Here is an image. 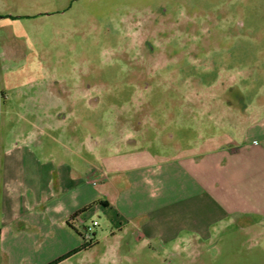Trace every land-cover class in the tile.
Segmentation results:
<instances>
[{
    "label": "rangeland",
    "instance_id": "obj_1",
    "mask_svg": "<svg viewBox=\"0 0 264 264\" xmlns=\"http://www.w3.org/2000/svg\"><path fill=\"white\" fill-rule=\"evenodd\" d=\"M260 106L264 0H0V159L19 175L78 180L241 142L230 113ZM243 159L231 182L264 210V172ZM82 217L98 243L62 264H264L262 213L192 241L135 238L110 206Z\"/></svg>",
    "mask_w": 264,
    "mask_h": 264
},
{
    "label": "crops",
    "instance_id": "obj_2",
    "mask_svg": "<svg viewBox=\"0 0 264 264\" xmlns=\"http://www.w3.org/2000/svg\"><path fill=\"white\" fill-rule=\"evenodd\" d=\"M256 109L230 113L239 118L235 130L243 135L241 142L218 147L197 141L189 154L181 151L148 165L120 160L78 180L69 173L19 175L14 168L19 159L5 150L0 159V264H52L67 256L57 263L62 264L81 252L82 243L67 221L90 205L94 211L114 208L125 220L121 229H134L135 238L172 241L208 239L225 222L264 214L259 200L250 201L251 194L231 182L244 165L235 164L239 159L264 172V113L261 106ZM83 214L73 221L76 227L86 226Z\"/></svg>",
    "mask_w": 264,
    "mask_h": 264
},
{
    "label": "trees",
    "instance_id": "obj_3",
    "mask_svg": "<svg viewBox=\"0 0 264 264\" xmlns=\"http://www.w3.org/2000/svg\"><path fill=\"white\" fill-rule=\"evenodd\" d=\"M92 205L88 206L87 208H84L83 210H80L78 211L77 213H75L73 216L70 217V219L67 221V225L70 229H72L77 235H79L81 238H83L85 240V236H84V233H82V231L80 229H78V227H76L73 223V221L75 220L76 217H79L80 215H82L84 212H86ZM84 223H82L83 225ZM83 229L86 231L88 230L87 226H82ZM84 231V232H85ZM98 242H97V239H96V235L94 232H92V238L86 243H83L82 246L79 248V250L77 251H85V250H88L89 248H92L94 245H96ZM76 251V252H77ZM75 252V253H76ZM67 256H64V258L62 259H65ZM61 260H58L56 262H53L52 264H57L59 263Z\"/></svg>",
    "mask_w": 264,
    "mask_h": 264
},
{
    "label": "built area",
    "instance_id": "obj_4",
    "mask_svg": "<svg viewBox=\"0 0 264 264\" xmlns=\"http://www.w3.org/2000/svg\"><path fill=\"white\" fill-rule=\"evenodd\" d=\"M96 224L97 222L94 221L93 225L95 226ZM84 236H85V239L89 241L92 238V231L88 228V230L84 232Z\"/></svg>",
    "mask_w": 264,
    "mask_h": 264
}]
</instances>
